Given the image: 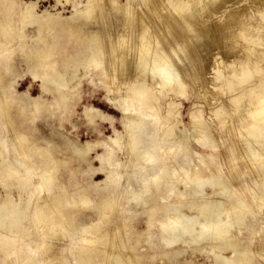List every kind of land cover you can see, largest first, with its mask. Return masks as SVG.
<instances>
[{
    "label": "rangeland",
    "instance_id": "obj_1",
    "mask_svg": "<svg viewBox=\"0 0 264 264\" xmlns=\"http://www.w3.org/2000/svg\"><path fill=\"white\" fill-rule=\"evenodd\" d=\"M3 1L0 0V18L1 15H7L3 14ZM87 1L15 0V18L30 8L33 19L24 25L17 22V26L22 27L21 30L19 29L21 34L18 40H13V38L9 40L10 36L4 35L0 26V48L2 42L7 43L4 51V64L7 71L4 77L5 83H0V87L2 86L0 90H5L4 98V95L14 97L12 110L15 111L20 104L29 108L33 107V110L38 109V112L26 121L25 131L30 135L31 140L44 146L48 154H51L50 162L42 164L38 169L37 167L33 168L34 174L30 176V183L37 189L33 198L34 200L36 197L42 198L44 210H49V214H51V210L45 201L47 198L68 197L71 199L69 206L66 204L62 206L69 208L72 213L70 219L64 218L69 221L70 225L66 227L64 232L62 229L56 230L58 232L57 238L52 240L54 247L50 252L48 251V254L53 256L44 264H78L77 250H73L72 247L75 244H81L82 239L88 236H94L98 241L95 246L99 249V255L92 264H100L103 260H105L104 264H226L225 259H231L230 261L235 264H264V160L261 162L254 161L258 154L248 152L245 148V139L239 136L240 132L236 131L235 134L233 126L238 123L237 115L242 113L246 119L249 113L248 110L247 112L246 109L244 110L242 102L245 100L234 104L229 100L228 92L220 91L218 90L219 87H214L212 84L213 82L218 84V82L213 81L215 76L213 67L216 63L214 60L219 59L223 64L221 66L236 61V55L231 48L244 46L243 38L241 40L239 37L233 36L232 40L227 42L222 40V42L213 44L205 35L210 24L209 30L218 27L217 18L215 17V20L214 17L210 16L207 18V22L200 20L199 25L202 22L204 24L198 25L199 30L201 29V35L205 36H201L199 40L195 41L196 38L194 37L199 31L196 26L195 31H192L196 34L190 32V37L185 42L187 44H183L187 47H184L185 50L187 49L186 53L191 54V58L195 59L196 64L190 65L187 62L188 65H186L183 59L186 56L183 53H181L180 59L177 58V65L174 68L181 73L183 86L158 85L160 80H156L155 75L158 73L163 75L166 72L164 69L156 70V68L149 66L145 73L137 74L138 76L131 74L137 73L136 71L129 72L131 77L136 76L139 82H147L159 94L157 112L170 124L164 125V128L161 129L158 140L164 145L165 150L166 148L172 149L174 159L183 161L188 171V175L182 170L179 171L178 177L169 183L173 184L171 190L169 184L166 186L152 184L149 197H136V192L139 189L137 180L145 177L146 174L137 170L139 169L137 167L141 165L140 163L135 165L139 159L135 156H128V144L131 136L126 127V115L115 104L116 99L119 100L127 92V87L121 85L117 79L125 80L131 77H129V73L122 75V72L120 70L118 72L113 64V53L116 56V48H119L116 45L120 37L117 21H124L123 19H125L119 15L118 10H120L121 5H126L124 2L127 0H118L120 5L118 4L117 12H114L110 7L111 12L107 10L108 7L104 6V9L100 1L102 8L101 6L98 7L99 14L97 15L100 16L102 13L104 16L97 17L99 18L97 23L90 21L87 25L85 23L80 26L82 31L84 27L86 28H84L83 34L84 36L87 34L88 42L91 45L95 46L97 42L95 40L101 37L102 42L100 43V40L99 43L102 46L99 45L104 50L102 57H107L104 59L106 65L101 67L96 65L97 62H101V57L93 59L90 48L72 54L60 52L59 54H47L45 58L38 57V50L46 49L51 39L62 41L65 36L61 30L63 34L61 32L59 34L63 36L58 34L53 38L50 36V34L54 35L53 32L51 29H47L46 33H49L47 37H51V39L47 38L44 42H39L38 38L43 21L50 15L71 17L76 9L80 13L85 10L84 6ZM238 1L231 2V4L240 7L239 9H246L248 6L243 4L245 1L253 3L259 0H242L240 3ZM236 3L238 4L236 5ZM164 4L170 6L168 3ZM233 7L231 6V8ZM257 7L255 8L257 9ZM7 8L6 13H8ZM141 8L145 9V6ZM252 9L249 7L251 14L254 12ZM103 11L111 17L107 18ZM149 16L151 17V14ZM247 16L245 15L246 18ZM102 19H107L108 22L105 23L107 20ZM151 19L152 17L150 22L153 24L158 20L155 25H152L153 28L158 27L162 20L164 24L162 23V26L158 27L159 30H162L163 25H169V20L165 21V18ZM256 19L259 22V19L262 18L256 17ZM256 19L250 21L254 24ZM245 21H243L244 24ZM107 23L110 25L109 27L106 25ZM94 24L97 26L95 28L98 30L97 33L93 28L95 27ZM111 24L115 27V31L112 30ZM241 24H237L238 27ZM155 28L154 30H157ZM180 28L184 29V27L179 26L174 31L175 37L166 32L165 36L160 35L159 41H171L169 40L172 39L171 36L177 39L184 32ZM91 30L95 31L91 32ZM203 30L204 33L206 32L205 34ZM93 37L94 39L97 38L92 40ZM262 37H264V33ZM165 38L167 39L165 40ZM234 38L235 42L233 41ZM112 39L114 44L113 41H110ZM176 41L173 40L175 43ZM239 41L242 42L241 46H239ZM76 43L74 41V47L71 50L80 49ZM134 43H129V46H134L132 45ZM233 43L235 45L238 43L237 47ZM44 44L45 46L42 47ZM231 44L233 46H230ZM175 45L177 46V43ZM173 46L171 44L172 49L169 47V50H173ZM194 46L196 47L194 48ZM228 48L230 49L228 50L229 53L226 50ZM52 65H56L58 71L66 75L67 81H69L62 90L57 91L54 86L50 85L44 88L43 80L40 77H35L36 74L46 71L45 69ZM175 69H171V71H175ZM153 72H156L155 75ZM152 80L154 81L152 82ZM63 94L67 96V103L61 102ZM18 95H24V97H18ZM219 104H222L226 113L229 112V115L227 114L228 119L216 114ZM173 105L176 108L175 112L166 116L168 108ZM239 109L240 111H237ZM95 111L98 115H95ZM192 113L200 118V122H198L201 124L199 126L197 121L194 122ZM222 120L225 121V126L222 125ZM231 125L232 127H230ZM203 126L206 128L204 129L207 137H205L204 143L207 144L210 141L207 146L197 142L198 130ZM168 128L174 131L173 135H165ZM110 146H113L114 150L111 158L107 159L106 150ZM134 157L135 161L133 160ZM0 161L2 162V158ZM53 163L58 165L55 175L54 172L49 173L51 168L53 169L51 167ZM119 163H121L120 168L122 166L121 170L119 168L120 172L124 171L121 173V180L117 182L108 181L107 176L117 169ZM161 163L155 164L154 167L158 170L157 167ZM36 171H38V175L35 174ZM155 171V169L152 171L153 175L157 173ZM48 173L50 174L49 177L56 176V178L52 179L48 187L44 188L42 182L48 178ZM1 174L3 177L4 173L1 172ZM127 174L128 176L136 175L135 177L132 175L135 178L133 182H127ZM196 175H201L200 183L193 182ZM61 183L67 186L65 190H59L58 185ZM7 186L14 202L19 203L20 208H24L29 199L28 189L30 187L23 190L17 188L11 180L0 181V203L2 204L6 199ZM77 186L83 188L82 190L86 191L90 197L89 205L84 206L83 198L75 189ZM243 202L248 207L243 208ZM108 204L110 207H105ZM167 206L177 209H174L170 216H167L164 212V208ZM6 211L7 214H11L9 208ZM176 215L181 216L182 227L190 220L193 221L194 225L188 231L181 229L178 233L179 239L168 243V240L173 238L176 232L173 229L164 232L162 226ZM15 218L17 219V216L13 217V219ZM18 221L20 224L23 223L21 219ZM64 223L65 221L61 220L58 224L62 226ZM204 223H207L209 229L205 235H201V225ZM26 226L27 224H24V227ZM219 229H221L220 234L217 232ZM29 233L32 232L29 231ZM101 236L103 238H100ZM79 241L81 242L79 243ZM42 252H45V249Z\"/></svg>",
    "mask_w": 264,
    "mask_h": 264
},
{
    "label": "bare ground",
    "instance_id": "obj_2",
    "mask_svg": "<svg viewBox=\"0 0 264 264\" xmlns=\"http://www.w3.org/2000/svg\"><path fill=\"white\" fill-rule=\"evenodd\" d=\"M100 1L104 9L105 7H108L107 10H110L109 12H111V9H109V7L112 8L114 12H117L116 10L120 5L119 4L120 2H118V0H88L86 2V5L84 6L85 10L79 13V10L76 9L74 15H72L71 17H60L53 15L48 16V18L45 21H43V24L40 29V33H39L40 37L38 38V41L44 42V40L47 38L51 39V37H47V34H49L48 32L46 33L47 29L48 30L51 29L54 35L50 34V36H53V38L54 36L58 35L59 32H61V30H63L65 36L63 40L61 39L62 41L52 40V39H51L52 41L51 40L49 41L48 39L49 43L47 48L43 50L42 47H44L45 44L42 45L41 47L42 50H38L37 52L38 57L45 58L47 54H52V53L59 54L60 52H63L65 54H72L85 50L86 48H90L92 50L93 59L96 57H101L100 59L101 62H97L96 65H98V67H101L104 64L106 65V61L104 59L107 57L104 58L102 57L104 54L103 52L104 50L103 47L102 49L100 48L101 45L100 43L102 42L101 37L100 38L96 37L97 38V39L95 38L96 40L94 39V37L93 39L91 38L92 40L97 41L95 46L91 45L88 42L87 34L86 36H84L83 34L85 27L83 28V31L82 28L80 27L82 24L84 25L85 23L87 25V23L90 21L97 23V19H99L97 17H100L102 15V13L100 16L97 15L99 14L98 7L101 6ZM234 1L233 0H127L126 2H124L126 3V5L124 6L121 5L122 9L119 7L120 10H118L119 15L125 19H123L124 21L122 20L117 21V25H119L118 28L120 29V32L118 31L119 29L117 31L120 37L118 39V44L116 43V45L120 49L118 48L119 49L118 50L115 47L117 50L116 51L117 55L114 56L113 53V64L114 66H116L118 72L119 70L122 72L121 73L122 75L132 71L133 72L136 71L137 73H131L132 76L133 74H136V76H138L137 74L145 73L149 68V66L156 68V70L164 69L166 70V72H164L163 75L162 73L161 75L160 73L155 75L154 73L156 72H153V74L156 76L155 79L160 80V83L158 85L162 86L164 84H168L169 86L172 85L183 86L181 73L178 72L179 70L177 71L174 68L177 65V58H179L181 53H183L186 56V57L184 56L186 59L182 57L185 60L186 65L196 64L195 59L191 58V54L189 55L188 53H186L187 49L186 50L184 49V47H186L184 45H186L187 43L185 42L190 37L189 35L191 33L196 34V32H192V31H195V29L198 27L200 20H202L203 22H207L206 20L208 17L210 16L214 18L216 17L217 20L216 18L215 20L217 21V23L216 22L214 23H216L218 27L217 28L213 27V29L211 28V30H209L210 29L209 27H211L210 24L209 27L207 26L208 27L207 34H205L206 32L204 33L203 30V33L206 35V38H208L211 42H213V44L214 43L217 44L219 41L222 42V40H224L227 42L229 40H232L233 36L234 37L237 36L241 40L243 38V40L245 41V42L243 41L245 45L241 46L242 42L240 43L239 41L240 43L239 46L241 47L236 46L238 43L236 45L233 43L237 48H234L232 44L230 45L233 46L232 48L229 46L236 55L235 56L236 61H234L233 58L234 62H231L227 65L224 64V66H221L223 64L219 59L214 60L216 61V63L215 66L213 67L214 75H215L213 81L218 82V84H215L214 82L212 84L214 85V87L215 86L219 87L218 90L223 92L224 91L228 92L229 100L234 104H236L238 101L242 102L243 99L245 100L242 102L244 105L240 103L239 104L244 106V110L246 109L245 110L246 112L247 110L249 111L248 116H246L247 121L245 117H243L244 115L242 113L241 114L239 113L237 115L238 123L233 127L235 128L234 129L235 134L236 131H238L240 132L239 136L245 139L246 150L248 152H251V154H258L255 157L254 161L261 162L264 160V67H263L264 37H262V34L264 33V7H263L264 0L254 1L253 2L254 4L251 3L250 1L249 2L245 1V3H248L247 5L242 2L246 7L248 6L247 8L245 7L246 9L244 8L239 9L240 7L235 6L234 4L232 5L231 2L235 3ZM3 2H4L3 14H7V15H1L2 21H0V26L2 27L3 34L7 35L8 37L10 36L11 38L9 37V40L12 38L13 40H18L21 34L20 30L22 27L20 28L19 26H17V22L20 23V25L21 24L24 25L25 23H27V21L32 20L33 19L32 10L30 8H27L22 13H20V16L18 18H15L16 17L15 15L16 11H14L16 7L15 0H4ZM164 3H168L170 6H165L166 4ZM230 4L231 6L234 7L231 8ZM237 4L238 3H236V5ZM142 6H145V9L141 8ZM249 7L250 9L253 8L252 9V11H254L253 14L249 12L250 11ZM255 7H257V9ZM6 8L8 9L7 10L8 13H6ZM220 10L221 12H219ZM105 11H103V13ZM149 14H151L152 17L151 20H153L154 18L155 19L165 18V21L169 20L168 21L169 25L168 26L163 25L164 29L162 27V30H159L158 27L160 25L162 26L163 23V20L161 19L162 20L161 24L158 25V27L155 26L157 30H154L155 27L153 28L152 25H155L156 24L155 22L156 21L158 22V20L156 21L154 20L155 22L153 24L152 22H150L151 17L149 16ZM245 15L246 16L248 15L247 18L245 17ZM108 17L109 16H107V18ZM256 17L258 18L261 17L262 19H259L260 21L257 22L258 20L256 19ZM253 19H256L255 22L257 23L256 25L255 23L253 24L250 21ZM245 20H247L248 22H246ZM243 21H245V24ZM106 22H108V20L105 21V23ZM203 22L201 24H204ZM242 22L243 24H241ZM247 23H249L248 26ZM237 24H241L242 26L240 25L238 27ZM106 25H108V27L110 26L108 23ZM178 25L180 27H184V29L180 28L184 32L181 30L183 32L182 33L183 35L179 33L181 36L179 35V37L175 39L173 38L175 37L174 31L177 30V28L179 27ZM212 26H216V25H212ZM93 28L95 29L97 28V26L95 25V27ZM111 28L113 30L115 27L112 26ZM107 30H111V29H107ZM200 30L194 37L196 38L195 41L199 40L202 36ZM94 31L91 30V32ZM97 31L98 30H96V33ZM113 31H115V29ZM166 32L168 33V35H172V34L174 35V36L172 35L173 37L171 36V38L174 41L177 40L176 41L177 46L175 45L176 43L173 42L172 39H169L171 41L168 40L164 41L163 39L162 42L159 41L160 35L163 34L165 36ZM167 38H165V40ZM114 40L117 42L116 39ZM74 41L77 42L76 46L78 45L80 49L75 48L71 50V48L74 47ZM110 41H113V39ZM233 41L235 42V38L233 39ZM131 42L132 43L135 42L134 44H132L134 46L131 45L129 46V43ZM41 43L39 44L41 45ZM110 43L109 45H111ZM112 43L114 44V41ZM171 44L172 46L175 45L173 46V50H171L172 49L170 47ZM6 47H7V43L2 42L0 48V83L1 84L5 83L4 77L7 71L4 64V60H5L4 51ZM169 47L171 48L170 49L171 51L169 50ZM195 47L196 46H194V48ZM226 50L228 52V50L230 49L228 48ZM108 64L109 63L107 61V65ZM171 69H175V71L174 70L171 71ZM45 70L46 71L35 75V77H40L43 80L42 82L44 88L50 85V86H54V88L58 91V90H62L68 85L69 81H67V76L61 73L60 71H58L56 65H52L48 69L46 68ZM111 72L113 73V71ZM129 77H131V75ZM135 77L127 78L125 80H121V79L118 80L116 77L117 81H119L121 85L123 86L125 85L127 87V92L123 94L119 98V100L116 99L115 104L119 106L122 113L126 115V121H127L126 127L128 128L131 136L130 142L128 144L129 145L128 156L129 157L135 156L136 158H138L139 159V162H137L138 164L137 163L134 164L139 165L140 163L141 165L140 167L139 166L137 167L139 168L137 170H140V172L146 174V176L142 178H140L139 176L140 179L137 180V182L139 183V189L137 190L138 192H136V197L144 196L147 198L151 194L152 184L153 185L156 184L158 186H162V185L166 186L169 183H172L174 178L178 177L180 170H182L186 175H188V171L186 170L183 161L174 159L172 149L166 148L165 150L164 145L160 143L161 141L158 140V136L160 134L161 129L164 128V125L170 124L157 112V109L159 108L158 107L159 94L147 82H143V81L139 82L138 77H136L137 79ZM153 81L154 80H152V82ZM0 88H2V86ZM4 91H5L4 89L0 90V158H2V162L0 161V181L5 182L7 180H11L12 183L17 186V188L23 190L24 189L27 190V187L30 188L28 189L29 199L25 203L24 208H20V204L14 202L13 197H11L10 192L8 190V186L6 190V199L3 204L0 203V255H1L0 264H44L46 260H48L53 256L48 253L54 247V245L52 244V240L57 238L58 232H56V230L62 229L64 232V230H66V227L70 225L69 221L65 220L64 218L66 217L67 219L68 218L70 219L72 217V213L69 208L66 207L63 208L62 206L65 204L69 206L71 204V199L68 197L51 198V199L47 198L45 201L49 205L48 208L51 210V214H49V210L48 211L44 210L43 203L41 202L42 198L36 197L34 200L33 197L37 193V189L35 188V186H32V183H30L31 181L30 176L34 174V170H33L34 167L35 168L37 167L38 169V167H40L42 164L51 161L50 160L51 154H48L44 146H41L38 143L31 140L30 135L25 131L26 121L31 117H33L35 113L38 112V109L33 110V107L29 108L26 107L24 104H20V105L17 104L18 108L15 111L12 110L14 108L12 106L14 103V97L13 96L7 97L6 95H4L5 96L4 98L3 97V93L5 94ZM19 96L24 97V95H18V97ZM214 99L215 98H213V100ZM61 102L67 103L66 94L65 95L63 94L61 96ZM175 110H176L175 105L170 106L167 110L166 116L173 114ZM237 111H240V109ZM228 113L224 111V107L222 106V104L216 109V114L223 118L228 119L227 116ZM95 115H98L97 111H95ZM191 116L194 122L197 121L196 123H198L197 125L199 126L201 124L199 123L200 118L193 115V113ZM221 123L222 125H224L225 121L222 120ZM230 127H232V125ZM204 128L205 127L203 126V128L198 130L199 133L197 137V142L207 146L210 143V141H208L207 144L204 143V140L207 138L205 132L206 128L205 129ZM173 132L174 131L171 128H168L166 130L165 135L171 136L174 134ZM233 136L236 139L235 135ZM237 138L239 139V137ZM113 150H114L113 146H110L106 150L107 159L111 158ZM135 157L133 159L134 161H135ZM159 162L162 163L158 167L156 165V167L159 168L158 171L154 166ZM54 164L55 163L51 165L53 169L51 168L49 173L51 174V172H54L53 174L55 175L56 167L58 165H54ZM119 165H121V163L118 164V167L114 172H111L107 176L108 181L117 182L121 180L122 177L121 173H123L124 171L120 172L122 166L120 168ZM154 169L157 171L158 174L156 173L155 175H153L152 171ZM1 172L4 173L3 175L4 178L2 177ZM49 173L47 174L48 178L44 182H42L44 183V188L48 187L49 183L52 182V179L54 180V178H56V176H53V178L49 177L50 176ZM35 174L38 175L39 174L38 171H36ZM132 175L128 176L127 174L128 183L134 181L135 179L134 177L136 175H133L134 177ZM201 179H202L201 175H196V178L193 182L200 183ZM169 185H170L169 189L171 190L173 184H169ZM58 187L59 190H65L67 188V186H65L62 183L59 184ZM75 189L78 191L79 196L83 198L84 206L89 205L90 197L88 196L86 191L82 190L83 188H81L80 186H77ZM242 205L243 208L248 207V205L245 202H243ZM3 207L5 208L2 210ZM105 207L109 208L110 204L106 205ZM8 208L10 209L11 214L6 213L7 212L6 209ZM174 209L176 210L177 208H174L172 206H167L164 208V212L167 216H170V214L174 211ZM16 216L17 219L16 218L13 219V217ZM18 219L23 220V223L20 224ZM181 219L182 218L180 215H176V217H173L172 219L170 218L162 226L164 232H168L171 229H173L176 232L173 238L168 240V243L179 239L178 233H180L181 229H185L186 231L192 229L194 225L192 220L187 221V224L182 227ZM61 220H64L65 223L62 226H59L58 223ZM24 224H27V226L24 227ZM201 227H202L201 235H205V233L209 229V226L207 225V223L206 224L204 223L201 225ZM29 231L32 233H29ZM217 232L220 234L221 229L217 230ZM100 238H103V236H101ZM80 242L81 241H79V243ZM97 242L98 241L96 237L88 236L87 238L82 239L81 244L73 245L72 249L75 251L77 250L78 253L76 257L78 264L79 262H81L80 264H92V262L99 255L98 253L99 249L95 246ZM44 249L45 252H42V250L44 251ZM40 252H42V254H40ZM45 254L48 256H46ZM230 260L231 259H225L226 264H235L233 261ZM104 263L105 260L100 262V264H104Z\"/></svg>",
    "mask_w": 264,
    "mask_h": 264
}]
</instances>
